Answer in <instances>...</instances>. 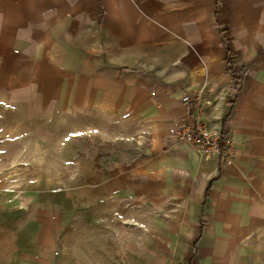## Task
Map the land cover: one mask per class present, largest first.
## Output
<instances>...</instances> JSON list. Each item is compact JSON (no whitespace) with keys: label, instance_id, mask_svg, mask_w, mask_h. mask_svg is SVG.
<instances>
[{"label":"crops","instance_id":"crops-1","mask_svg":"<svg viewBox=\"0 0 264 264\" xmlns=\"http://www.w3.org/2000/svg\"><path fill=\"white\" fill-rule=\"evenodd\" d=\"M75 110L148 154L60 186L50 116ZM196 116L232 163L172 136ZM0 264H264V0H0Z\"/></svg>","mask_w":264,"mask_h":264},{"label":"rangeland","instance_id":"rangeland-1","mask_svg":"<svg viewBox=\"0 0 264 264\" xmlns=\"http://www.w3.org/2000/svg\"><path fill=\"white\" fill-rule=\"evenodd\" d=\"M237 80V83L241 85L243 82L242 76L237 77ZM52 115L50 117L54 118L56 120L55 124H57V127H52V132L58 133L64 138L67 135L70 136L68 143H59L64 153V158L58 161L61 173L57 177L60 186L74 184L77 187L88 182L97 183L100 181V176L104 175V171L102 172L101 170L110 163L113 164L116 161H127L130 163L141 161L148 154L147 148L151 144L144 141L145 137L136 134L137 128L127 125L122 126L121 120H118L117 126H115L114 122L109 123V118L96 110H75L68 112V114L65 112H52ZM175 129L172 132V136L179 141L174 135ZM220 135L222 136L221 133ZM22 145L26 148L22 150L21 155L26 157V159L21 160H23V164H27L25 166L31 168L28 170L34 171L32 168L34 166H30L34 162H42L43 166H48L52 162V158L46 157V155L51 154L50 149L47 148L48 144L44 143L41 145L44 151L42 159L38 156V151L40 150L35 152V149L32 148L34 144L26 143ZM31 145L32 147H30ZM201 155L203 156V154ZM210 156L214 157V155ZM67 162L69 167H71L69 171L73 170V173L67 174ZM43 169L46 170L44 167ZM11 176L13 177L14 175ZM17 176L15 177L17 178ZM39 176L43 179L44 186L50 183V176L46 175V173L36 175L37 178ZM18 177L20 180H25L29 183L34 181L35 175L27 174Z\"/></svg>","mask_w":264,"mask_h":264},{"label":"built area","instance_id":"built-area-1","mask_svg":"<svg viewBox=\"0 0 264 264\" xmlns=\"http://www.w3.org/2000/svg\"><path fill=\"white\" fill-rule=\"evenodd\" d=\"M201 97V92H197L195 96L187 93L182 99L187 104H193L198 103ZM174 135L179 141L191 145L203 155L222 154L228 163H232L229 156L231 138L221 136L218 131L208 129L199 116H196L193 122L183 118L175 129ZM221 139L224 140V149H222Z\"/></svg>","mask_w":264,"mask_h":264},{"label":"trees","instance_id":"trees-1","mask_svg":"<svg viewBox=\"0 0 264 264\" xmlns=\"http://www.w3.org/2000/svg\"><path fill=\"white\" fill-rule=\"evenodd\" d=\"M221 145H222V149H224V142H222V139H221Z\"/></svg>","mask_w":264,"mask_h":264}]
</instances>
